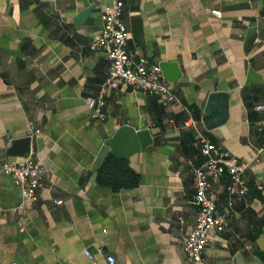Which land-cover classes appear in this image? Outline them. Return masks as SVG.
<instances>
[{
	"label": "crops",
	"instance_id": "0c3cea01",
	"mask_svg": "<svg viewBox=\"0 0 264 264\" xmlns=\"http://www.w3.org/2000/svg\"><path fill=\"white\" fill-rule=\"evenodd\" d=\"M113 1L0 0V165L18 160L7 148L26 136L44 162L38 200L18 209L20 190L0 170V264H109L107 255L115 264H190L183 240L196 224L193 170L204 157L189 119L212 143L255 158L249 191L231 206L228 175L213 185L228 226L211 234L204 258L264 264V110L256 109L264 105V0H123L127 51L151 64L177 62L181 77L167 82L182 105L122 85L106 89V118L97 121L90 104L111 62L90 43ZM213 92L228 94L222 123L219 107L207 119ZM123 125L150 130L153 142L125 159L109 153L137 177L134 187L114 190L99 182L96 159Z\"/></svg>",
	"mask_w": 264,
	"mask_h": 264
},
{
	"label": "built area",
	"instance_id": "2783aa9c",
	"mask_svg": "<svg viewBox=\"0 0 264 264\" xmlns=\"http://www.w3.org/2000/svg\"><path fill=\"white\" fill-rule=\"evenodd\" d=\"M124 11L123 0H114L112 4L104 7L101 14L102 27L94 36L90 43L92 51H101L111 62L109 78L103 84L101 93L91 101V117L97 121L106 118L104 111V93L107 88L119 90L122 85L130 86L135 91H142L160 98L163 105L181 104L178 96L170 89L167 80L163 77L160 65L151 64L148 59L140 58L134 60L127 51L128 31L122 21ZM212 13L221 17L218 10ZM261 43L259 37L253 40L254 45ZM257 110H264V105L256 106ZM186 125H190L196 132V138L200 144L201 154L204 162L201 166L194 168L195 178V199L199 204L195 227L183 240L184 250L190 264H209L203 256L205 248L208 246L212 233H220L228 226V211L218 210L217 197L213 190V185L218 182L224 174L229 177L226 190L229 194V206L233 204L235 196H245L249 191L245 175L251 163L255 160H242L222 148L220 145L212 143L204 132L200 129L196 120L189 119ZM34 132L39 133V130ZM264 151V145L260 148ZM0 170L4 174L11 176L15 186L20 190L21 202L18 208H23L28 204L38 200V189L44 177V162L38 154H30L27 158L18 160H3ZM257 188L261 184L256 183ZM62 200H56V204H61ZM90 259L93 255L84 250ZM109 264H115L113 256H106ZM9 264H17L11 262Z\"/></svg>",
	"mask_w": 264,
	"mask_h": 264
},
{
	"label": "water",
	"instance_id": "95a60500",
	"mask_svg": "<svg viewBox=\"0 0 264 264\" xmlns=\"http://www.w3.org/2000/svg\"><path fill=\"white\" fill-rule=\"evenodd\" d=\"M94 6L81 10L74 17V22L77 25L85 23L88 19L91 10ZM254 29H251L248 34V39L251 37ZM160 68L163 77L172 83H177L181 77V71L178 63L173 61L161 62ZM228 94L224 92H213L208 97L206 115L207 119L212 117L215 108L220 109V122L222 123L227 116V102ZM219 122V123H220ZM210 127V126H209ZM153 142L150 130H136L132 126L123 125L116 130L112 137L105 140L101 146L97 159L96 165L101 167L105 157L112 153L115 156L125 159L132 154L145 150ZM32 139L29 136L23 138H17L12 140L10 146L7 148V154L18 159L27 158L31 153Z\"/></svg>",
	"mask_w": 264,
	"mask_h": 264
},
{
	"label": "trees",
	"instance_id": "16d2710c",
	"mask_svg": "<svg viewBox=\"0 0 264 264\" xmlns=\"http://www.w3.org/2000/svg\"><path fill=\"white\" fill-rule=\"evenodd\" d=\"M99 182L114 190L134 187L137 184V177L124 160L108 154L98 173Z\"/></svg>",
	"mask_w": 264,
	"mask_h": 264
}]
</instances>
